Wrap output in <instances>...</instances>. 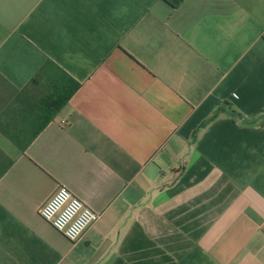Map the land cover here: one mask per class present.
I'll return each mask as SVG.
<instances>
[{"label": "crops", "instance_id": "0c3cea01", "mask_svg": "<svg viewBox=\"0 0 264 264\" xmlns=\"http://www.w3.org/2000/svg\"><path fill=\"white\" fill-rule=\"evenodd\" d=\"M0 264H264V0H0Z\"/></svg>", "mask_w": 264, "mask_h": 264}, {"label": "built area", "instance_id": "2783aa9c", "mask_svg": "<svg viewBox=\"0 0 264 264\" xmlns=\"http://www.w3.org/2000/svg\"><path fill=\"white\" fill-rule=\"evenodd\" d=\"M40 216L69 241L74 242L96 223L101 215L88 207L67 187L61 186L40 209Z\"/></svg>", "mask_w": 264, "mask_h": 264}, {"label": "trees", "instance_id": "16d2710c", "mask_svg": "<svg viewBox=\"0 0 264 264\" xmlns=\"http://www.w3.org/2000/svg\"><path fill=\"white\" fill-rule=\"evenodd\" d=\"M180 3L176 4V6H179ZM224 109L223 108H220L219 110H217L215 112V114L212 116V118L210 120H214L215 118H217L219 116V114L223 111ZM234 113V112H233ZM235 114V113H234Z\"/></svg>", "mask_w": 264, "mask_h": 264}]
</instances>
